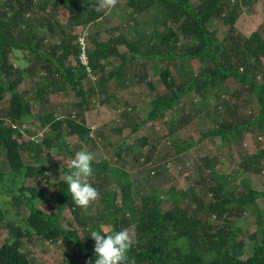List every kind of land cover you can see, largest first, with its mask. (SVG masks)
I'll list each match as a JSON object with an SVG mask.
<instances>
[{"label": "trees", "instance_id": "trees-1", "mask_svg": "<svg viewBox=\"0 0 264 264\" xmlns=\"http://www.w3.org/2000/svg\"><path fill=\"white\" fill-rule=\"evenodd\" d=\"M255 2L116 0L112 15L100 0H0V194L5 192L4 202L10 204L0 210L5 231L0 264H34L25 248L32 238L42 246L54 243L65 256L63 264H86L94 259L89 228L98 226L133 228L126 264H264V208L257 204L264 189L254 178L264 173V149L220 179L209 172L224 165L226 153L233 155L235 140L252 132L264 135V35L236 32L243 7ZM142 13L147 21L137 23L141 32L129 36L127 18L137 22ZM115 16V24L101 26L103 18L114 22ZM213 21L219 25L210 28ZM221 28L227 31L223 38L216 35ZM84 32L95 80L79 60L78 38ZM253 71L259 81L250 76ZM230 80L240 88L228 91ZM135 86L152 92L146 103L115 97ZM64 91L71 100L61 105L60 115L44 110L55 102V93ZM190 94L186 107L191 112L185 114L181 105L183 114L175 117L179 101ZM249 95L253 100L244 103L250 107L241 117L235 100ZM204 101L214 107L202 106ZM98 105L115 112L108 130L119 135L112 143L118 168L108 167L99 150L98 144L110 141L106 129H92L84 117ZM211 110L216 120L210 117L211 126L200 127ZM31 122H37L42 135ZM210 138L219 148L211 145L198 155V145ZM158 142L169 150L168 157L184 151L195 155L200 166H184L173 177L187 178L189 185H135L126 163L135 162V168L150 162ZM55 148L66 157L61 175L77 150L92 153L87 179L103 204L92 221L81 214L85 207L73 202L62 180L49 192L35 184L48 174L43 152L50 157ZM165 169L154 164L156 175ZM41 201L46 210L38 206ZM13 209L15 215H9ZM248 214L252 227L245 223Z\"/></svg>", "mask_w": 264, "mask_h": 264}, {"label": "rangeland", "instance_id": "rangeland-1", "mask_svg": "<svg viewBox=\"0 0 264 264\" xmlns=\"http://www.w3.org/2000/svg\"><path fill=\"white\" fill-rule=\"evenodd\" d=\"M121 1V0H119ZM196 2V1H195ZM115 6V5H114ZM113 7L111 8H107L109 9V13L114 15L115 12L118 9H115ZM127 20L129 21L128 23H126L124 26L125 28H129L126 29L125 32L129 35V36H137L140 32H141V28L137 25V23H141L144 21H147V17L146 14L142 13L138 16H136V20L137 22H134L133 19H129L127 18ZM117 21V17H114V22H111L109 20L106 19H102V25L103 27H109L111 25H113V23L115 24V22ZM218 24L217 21H213V24L210 25V28H214L216 27ZM219 25V24H218ZM237 26L239 28V31L236 29V32L239 34H243V35H248L250 32L254 31V30H259L262 32V34L264 35V0H256L255 4L250 5L246 8L243 7L241 15L239 17V19L237 20ZM237 28V27H236ZM226 30L224 28H221L220 31H218L216 33L217 37L219 38H223L226 35ZM258 72L253 71L251 73V77H256V81H259L258 78ZM154 80L156 79V77L153 78ZM160 88H163L162 85H158ZM25 87V85H21L20 89H23ZM135 90H137L136 94L134 95V99L133 102H139L141 99V94L143 96H147L150 94L152 95V92L150 90L149 93L147 92V90H144L142 87L138 88L137 86L133 87ZM238 88H240V84L236 83L233 80L229 81V89L228 91H233V90H238ZM126 92V90L124 89L123 92ZM193 93V92H192ZM192 95H187L185 98L181 99L178 103L179 106L176 107V109L173 111V114L175 117H180L183 113H182V108L181 105L185 106V114L186 113H190L191 112V108L189 107L187 109V104L189 103L190 99H192ZM214 95H209L208 98H211ZM148 99V98H145ZM194 99V98H193ZM253 100V96L250 97L246 96H240L238 97L235 101L239 104V109L238 112L241 115V117H244L247 111H248V106L247 104L244 103H249L250 100ZM69 100H71L69 98ZM129 100V99H128ZM215 101V99H213ZM195 102L201 104L200 99L196 98L194 100ZM54 103L60 104L61 101L57 100ZM209 104L211 107H214L213 104H211L210 102L204 101L203 105H207ZM250 107V106H249ZM252 107L256 108V105L254 106L252 104ZM4 108V107H3ZM44 110H49V111H53L55 110L56 115H60L59 110L60 107L58 109V105H50V109L47 108V106L44 108ZM168 112V113H167ZM184 112V111H183ZM210 115L209 116H205L202 118V123L200 125L203 126L204 123H206V126H211L210 124V117H212V120H216L217 115L211 110L209 111ZM171 114L170 110H167L165 112V114ZM88 116V121H89V125L91 127H95L96 128H103L106 129V133L109 135L110 141L109 142H104L101 145L98 144V146L100 147L99 150L102 153V155L105 158L106 161V165L108 167H113V166H117L114 168H118L120 167V163L119 165L116 162V159L114 157V149L115 147L113 146V142L119 138V135L115 132V130H108V128H110L114 122V118H115V112H112V110L106 106H102V105H98V108L94 111L88 112L87 113ZM198 119V118H197ZM194 121V120H193ZM201 122V121H200ZM31 129L36 130L37 132L41 131L38 129V124L37 122H31L30 123ZM25 137H27V134L25 135ZM126 140V139H125ZM124 140V142H125ZM211 145L219 148L217 145V142L212 140L211 138L208 139L207 141H204L203 143H201L200 145H198V147L196 148L198 151H196V153L202 154L204 153V151H207V147L211 148ZM131 146H133V144H131ZM233 147V155H230L229 153L225 154V158L223 162V166H213L210 167L209 172L211 171L212 175H214L217 179H220L222 175H225V173H229L230 171H234V169H237V167L239 166V164L243 161V159L249 155L255 154L256 152H258V150L260 149H264V135L259 136L256 132H252V133H247L244 134L242 139H239L238 141H234L232 144ZM194 149V148H193ZM57 148L52 149L51 151V156L47 157V155H45L46 150L43 152L42 154V160L43 162L46 164V166L48 167V174L42 178H38L35 179V184L38 186H46L48 189V192L53 189L54 190V186H55V182L56 181H52V183L50 182V180L48 181V179L50 178H56L58 180L59 175H60V168L62 165V161L64 162L66 157L64 158L63 155L59 154V151L57 152ZM152 155H153V159L150 162H146L145 164L142 163L139 166H136L134 168L135 162H127L126 165L129 168V173L131 178L134 180L135 185H138L139 187L143 186L145 188H147V185L149 187L151 186H158L159 183L161 182L164 186H168L171 182L176 181L177 184L179 186H187L190 183V180L188 182L187 178L184 177H178L181 179V181H177L178 178L177 176L173 179V177L176 175V169L180 166V163L182 165H184L185 167H189L190 170L196 169L197 167L200 166V164L198 163V161L193 157L195 156L191 151H184L181 152V155L179 156V154L176 157H172L169 158L167 155L168 151L167 149L162 148L161 143H157L156 147L152 148ZM57 152V153H56ZM208 152V151H207ZM213 154L215 156V154H217V152L215 150H213ZM166 156V157H165ZM175 156V155H174ZM161 158V161H160ZM219 159V158H218ZM3 154L0 155V161H3ZM143 162V161H141ZM158 162L159 164H164L166 166L167 169H165L163 172L160 171V173H158L159 175H156L154 169V164ZM264 162V160H263ZM126 166H124L123 168H125ZM134 168V169H133ZM178 170H181L180 168H178ZM188 170V168H187ZM154 171V173L152 174L151 172ZM150 173V177L149 180H147L146 178V173ZM193 175V174H191ZM166 176L167 177V181H164L163 177ZM47 177V178H46ZM162 177V178H161ZM255 183L258 186V188L260 189H264V173H261L259 175H256L255 177ZM6 183L8 184V181L6 180ZM28 183H33V180L28 181ZM5 192L0 194V210H4L6 207L10 208V204H6L4 202L6 195L4 194ZM258 206H260L261 208H264V199H261L257 202ZM5 205V206H3ZM38 206H40L43 209H47V205L45 204L44 201H41L38 203ZM102 202L99 201L98 197L96 200L91 201L89 203V205L82 209L81 214L83 216L86 217L89 216L90 220L92 221V219H94V216H96L102 209ZM15 209L10 210V214L9 215H15ZM27 211H23L21 213V215H26ZM65 216L66 218H69L70 221H72L73 223H75L72 219V216L70 213H68L67 211L65 212ZM245 223L250 225V227H252L253 224V218L251 217L250 214H248L245 218ZM64 225L67 226V221L64 220ZM2 227H0V236L1 238L5 236V231L2 232ZM129 235L131 236V239L133 237V228L128 229ZM245 235V234H244ZM0 238V239H1ZM25 248L27 250V252L29 253V257L32 258L34 260V264H63L64 263V255L62 254L61 250H58L57 246L54 243H49V244H45V245H41V242L39 239H33L29 240L26 242ZM247 250L246 252L248 253L249 250H251V247L247 245ZM249 249V250H248ZM245 252V248H244V254L247 255V253ZM238 254L242 253V250H238L237 251ZM243 256V255H242Z\"/></svg>", "mask_w": 264, "mask_h": 264}, {"label": "clouds", "instance_id": "clouds-1", "mask_svg": "<svg viewBox=\"0 0 264 264\" xmlns=\"http://www.w3.org/2000/svg\"><path fill=\"white\" fill-rule=\"evenodd\" d=\"M115 3L116 0H100V5L104 8H111ZM92 159L91 152L77 150L67 161L68 171L63 175L60 173L58 180L50 178L51 182L62 180L67 185V191L71 194L73 202L85 208L98 197V191L88 183L87 179L92 173L90 163ZM88 235L94 240V259L90 262L86 261V264H126L127 251L131 246V236L126 229L90 227Z\"/></svg>", "mask_w": 264, "mask_h": 264}, {"label": "crops", "instance_id": "crops-1", "mask_svg": "<svg viewBox=\"0 0 264 264\" xmlns=\"http://www.w3.org/2000/svg\"><path fill=\"white\" fill-rule=\"evenodd\" d=\"M126 90V92L124 91H122L120 94H118V95H116L115 97H118L119 98V96H120V99H122V100H127V99H129V102H131V103H133V100L132 99H134V95L136 94V92H137V90H135L134 88H132V87H130V88H127V89H125ZM56 94V97H51V99H54L55 101H57V100H60L61 101V103L60 104H57V103H52L51 105H58V109H59V107H60V109H61V105L63 106V103H64V101H66V99H69V97L67 98V97H65V96H67V92L66 91H64V92H62V94H60L59 96L57 95L58 93H55ZM149 97V95H147V96H143L142 94H141V99H140V103H146L147 101H143V100H145V98H148ZM71 99V98H70ZM47 106V108L48 109H50V105H46ZM119 107V109H118V111L117 112H119V110H120V106H118ZM98 107H96V108H93V109H90V110H86L85 112H84V117H85V120H86V123L89 125V121H88V116H87V113L88 112H91V111H94V110H96ZM53 111H55V110H53ZM90 126V125H89ZM92 129H94L95 130V127H91ZM193 148V147H192ZM181 154H179V156H180ZM166 157V156H165ZM172 157H176V156H169V158H172ZM154 157L152 156V159H153ZM160 161H161V158H160ZM178 168H180L181 170H178ZM176 170L178 171V172H181L182 170H183V168H184V165H182L181 163H180V166L178 167Z\"/></svg>", "mask_w": 264, "mask_h": 264}, {"label": "built area", "instance_id": "built-area-1", "mask_svg": "<svg viewBox=\"0 0 264 264\" xmlns=\"http://www.w3.org/2000/svg\"><path fill=\"white\" fill-rule=\"evenodd\" d=\"M86 34L87 33L84 32L78 38V43L80 45L79 60H80L81 64L85 67V69L88 73V76L92 80H95L96 77H95L94 73L92 72V69L90 67L89 60H88V55H87V45H86V41H85V35ZM40 135H42V132L39 133V136Z\"/></svg>", "mask_w": 264, "mask_h": 264}]
</instances>
